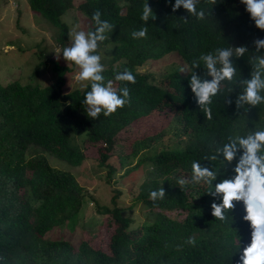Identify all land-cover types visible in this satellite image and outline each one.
I'll use <instances>...</instances> for the list:
<instances>
[{"label":"trees","instance_id":"16d2710c","mask_svg":"<svg viewBox=\"0 0 264 264\" xmlns=\"http://www.w3.org/2000/svg\"><path fill=\"white\" fill-rule=\"evenodd\" d=\"M28 3L32 13L53 27V41L63 51L70 41L71 26L63 17L75 9L74 0ZM146 3L156 17L147 23L141 19ZM174 4L175 0H84L77 6L88 21L87 31L96 27L92 18L96 10L102 20L114 26L100 43L98 54L105 68V82L112 80L118 92L128 87L130 100L111 116H87L83 100L91 90L90 82L65 91L72 70L64 64L53 65L56 76L46 86L0 83V264H239L252 239L243 202H234L236 207L220 221L211 214L213 201L221 202L208 194L212 185L189 183L181 189L176 181L180 176L190 179L193 161L216 172L214 184L234 176V163L223 164L222 157L215 161L204 158L216 154L227 135L264 128V104L248 113L237 110L234 101L242 86L226 81L214 99L213 119L207 120L189 87V73L182 76L178 69L167 67L160 78H155L138 68L174 53L192 69L193 61L202 54L247 46L244 57L233 60L236 80L250 79L252 57L257 55L253 41L264 38V30L255 26L240 0H217L216 5L200 0L196 7L205 11L204 20L183 7L173 11ZM141 28H147V37L134 39L132 33ZM125 69L132 71L135 84L115 81V75ZM205 71L202 63L196 69L201 76ZM227 98L233 103H225ZM166 110L171 112L166 130L146 137L140 128L142 120ZM135 130L142 134H136L128 146L122 134ZM78 138L88 144L87 150ZM116 143L121 149L128 146L131 152L120 151L114 156ZM89 150H93L97 165L108 170V181L121 170L124 179L142 167L148 175L128 208L118 206L122 195L118 189L113 190L110 206L91 198L96 202V212L107 216L103 221L109 228L107 251L92 242L97 231L76 244L70 240L88 201L86 190L74 174L49 162L55 158L77 168L91 156L86 153ZM161 187L165 197L153 202L150 192ZM139 203L147 209V216L134 228L128 213ZM61 227L68 233L55 238L54 231ZM192 236L195 247L186 243Z\"/></svg>","mask_w":264,"mask_h":264},{"label":"clouds","instance_id":"9594fccd","mask_svg":"<svg viewBox=\"0 0 264 264\" xmlns=\"http://www.w3.org/2000/svg\"><path fill=\"white\" fill-rule=\"evenodd\" d=\"M240 2L246 6V11L255 26L264 30V0H240ZM198 3L200 0H175L173 11L183 7L198 20H204L205 11H197ZM208 3L216 5L217 0H208ZM101 15L99 10L93 13L92 18L96 25L94 31L70 32V46L62 51V57L68 65L73 63L80 69L76 80L81 82L82 86L83 82H90L91 90L86 93L83 104L87 106V116L92 119H98L101 113L106 117L111 116L130 100L128 87L118 92L112 80L105 82L103 75L105 68L101 63L98 49L100 43L108 38L106 33L112 31L114 26L102 20ZM155 18L153 9L146 3L141 19L147 23ZM132 37L146 38L147 28L134 31ZM253 46L257 55L252 57L250 79L236 80L237 68L233 60V57H244L249 51L247 46L217 48L215 53L202 54L198 60L193 61L192 69L186 66L181 68V72L190 74L189 87L194 94L196 104L207 120L213 119L214 99L221 94L226 81L229 83L235 81L242 86L234 101L237 110L243 109L244 113H248L250 109L264 104V38H256ZM201 63L206 70L203 76L196 72V69L201 67ZM63 64L66 66L65 63ZM73 64L70 65V69L75 67ZM115 81L135 84L136 77L131 70L125 69L115 75ZM225 103L231 104L233 101L227 98ZM249 129L246 134L235 132L227 135L222 146L216 149V154L204 158L215 161L222 157L221 163L229 165L234 163V176L214 184L217 180L216 172L200 161H193L190 179L180 176L176 183L181 189L189 183L212 185L213 190L208 194L221 199V202L213 201L211 214L220 221H225L226 213L236 207L234 202H243L246 212L244 220L250 222L252 239L250 245L244 248L240 255L239 264H264V128ZM165 195V189L161 187L159 190L151 191L149 198L155 202L162 200ZM186 243L195 247V236L189 237Z\"/></svg>","mask_w":264,"mask_h":264},{"label":"rangeland","instance_id":"374dc122","mask_svg":"<svg viewBox=\"0 0 264 264\" xmlns=\"http://www.w3.org/2000/svg\"><path fill=\"white\" fill-rule=\"evenodd\" d=\"M84 0H74L75 9L63 17V21H68L70 32L84 30L87 32L89 28L87 19L78 11L77 6ZM14 2L16 5H14ZM49 26L51 28H49ZM53 27L40 15L32 13L29 7L28 0H0V83L7 85L11 82L17 81L22 85L37 84L39 86H46L51 83L56 73L53 71L54 64L65 63L70 68L71 63H67L62 57V51L58 45L53 41L52 34L55 31ZM70 46V41L66 43V47ZM110 52V51H108ZM166 56V57H165ZM155 60L156 63L151 64V61L139 67V71H148L155 77L162 75L165 68L179 70V74L184 76L186 72H181V68L186 64L181 61L174 53L169 56ZM172 65V66H171ZM37 66H40L36 69ZM171 66V67H170ZM187 67V66H186ZM72 75H70V82L65 91H70L75 88H83L86 82L76 80L80 69L73 67ZM171 118V112L155 111L148 118L142 120L140 128L146 137L157 136L166 130L167 123ZM137 131L130 135L122 134V139L129 144L136 139ZM137 134L138 136H141ZM141 139V138H140ZM166 140V139H165ZM78 143L87 150L88 144L81 138H78ZM121 144L114 145L117 149L113 150L112 154L117 156L120 151L123 154L131 152L128 146L118 148ZM89 155L82 164L77 167H70L65 162L51 158L50 164L58 169L70 171L74 174L81 186L85 188L87 204L82 211L80 222L78 221V228L72 235H69L73 244H76L78 239L84 238L88 233L96 232V236L92 239L96 247L103 251H107V243L109 242L108 225L103 222L107 216L96 212V202L99 205H111L110 200L114 196L113 190L118 189L122 191V195L117 199L118 206L128 208L131 206V201L137 195L138 187L148 175L145 174L146 168H141L131 177L123 178L124 170H121L117 175L111 178V181L106 179V168H100L97 165L95 156H92L93 150L86 152ZM49 158V157H48ZM136 164V159L133 158L132 166ZM132 179V181H131ZM133 184L131 192L128 190L129 186ZM93 198L96 202L93 201ZM147 209L143 204L139 203L135 208L131 209L128 215L132 218V227L138 228L139 225L146 219ZM81 227V228H80ZM68 230L65 228H58L54 231V237H59ZM68 233V232H67ZM90 238V235L89 237Z\"/></svg>","mask_w":264,"mask_h":264}]
</instances>
